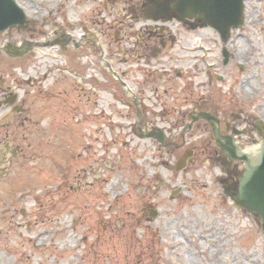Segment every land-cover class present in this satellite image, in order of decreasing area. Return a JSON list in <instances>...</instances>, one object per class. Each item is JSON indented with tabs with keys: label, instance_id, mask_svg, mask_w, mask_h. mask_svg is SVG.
I'll use <instances>...</instances> for the list:
<instances>
[{
	"label": "rangeland",
	"instance_id": "rangeland-1",
	"mask_svg": "<svg viewBox=\"0 0 264 264\" xmlns=\"http://www.w3.org/2000/svg\"><path fill=\"white\" fill-rule=\"evenodd\" d=\"M16 1L28 23L0 33V85L25 95L26 109H0V264H264V226L223 193L210 127L196 121L177 149L138 133L155 125L181 144L188 115L203 109L247 128L245 145L261 139L264 0H246L245 23L227 43L210 27L167 22L176 40L146 68L150 51L136 35L144 17L128 8L143 0ZM65 32L78 42L49 45ZM24 41L22 57L6 52ZM190 147L195 156L174 171Z\"/></svg>",
	"mask_w": 264,
	"mask_h": 264
},
{
	"label": "water",
	"instance_id": "water-1",
	"mask_svg": "<svg viewBox=\"0 0 264 264\" xmlns=\"http://www.w3.org/2000/svg\"><path fill=\"white\" fill-rule=\"evenodd\" d=\"M244 0H149L146 6L148 18L157 20L163 17L167 20L176 18L183 22H189L191 28L198 25H210L216 29L223 41H226L230 29L238 28L244 22ZM194 20V22H191ZM25 22V14L15 0H0V31ZM22 53V52H20ZM19 53V54H20ZM199 118L207 120L214 132L217 145L228 154L229 161L241 159L245 166L240 174L239 188L234 193V187L224 185L225 193L231 195L234 202L245 209L260 216L264 222V140L259 147L256 161L251 162L247 155H240L230 136L220 135L219 121L208 112H200L192 115V120ZM259 132L260 129H257ZM238 133V132H235ZM143 137H155L163 140V131L145 132L140 129ZM185 163V157L178 160L175 169L179 170ZM237 194V195H235ZM156 215V211L151 213Z\"/></svg>",
	"mask_w": 264,
	"mask_h": 264
},
{
	"label": "flooded vegetation",
	"instance_id": "flooded-vegetation-1",
	"mask_svg": "<svg viewBox=\"0 0 264 264\" xmlns=\"http://www.w3.org/2000/svg\"><path fill=\"white\" fill-rule=\"evenodd\" d=\"M143 2V1H142ZM144 4V3H143ZM131 11V15L130 17L134 18L138 13V11L140 10V15H143V7L139 6L138 9L135 6H129L128 7ZM136 11H134V10ZM142 23L140 24L139 28H138V32H137V37L139 39L142 40V47L144 49H146L148 52V54L144 57L145 62H144V68L149 66V60H152V57L150 56V53L152 55H158L160 51H162V47H165L168 43H170V41H174L175 42V37L172 35L171 30L169 29V27L165 26V22L159 20V21H150L146 18H142ZM163 23L161 25H159L158 22ZM183 27L185 29H187V25ZM67 43L68 42H63V47L65 49H67ZM6 52H10L13 51L11 50V48H7L6 47ZM79 60V59H78ZM125 74V73H123ZM230 93V92H229ZM231 94V93H230ZM20 100V103L19 101ZM14 102L13 104H9V102ZM25 102H26V97L23 96V98L20 99V96L17 92L12 93L11 91L7 90L5 87H3L2 85H0V109H2L3 103H7L9 104V109L4 111V112H10V113H18L22 114L25 113ZM216 115V114H215ZM242 115V114H241ZM241 115H238V117L236 115H233V119H238L241 120ZM243 116V115H242ZM217 118L220 121V128H221V132H222V125L224 128V131L222 132L223 134H225V132H228L229 130H233L235 128V126H232L231 123H229L227 120H220V118L217 115ZM250 118H248L249 120ZM13 121H15L13 119ZM242 123H244V116H243V120ZM209 127L210 125L208 123H206ZM193 125V124H192ZM211 128V127H210ZM238 128V127H236ZM229 129V130H228ZM247 129V128H246ZM239 130V128H238ZM248 132V129H247ZM184 134H181V138H182V142L185 143L186 140L183 138ZM213 137V136H212ZM211 137V140L213 141L214 139ZM240 137H243V135H239L237 136V141L239 143V145L243 146L245 145V143L240 139ZM215 143V141H213ZM222 153L220 151L217 152V150H215V160L217 161L218 165L220 166V160L218 159V157L221 155ZM194 155H195V151H194ZM222 156V155H221ZM212 158V156H211ZM210 158V159H211ZM237 166H233L231 168L228 169V172L230 173L229 177H231L232 179L229 178V181L235 182L234 180L237 179ZM228 180V179H227Z\"/></svg>",
	"mask_w": 264,
	"mask_h": 264
},
{
	"label": "bare ground",
	"instance_id": "bare-ground-1",
	"mask_svg": "<svg viewBox=\"0 0 264 264\" xmlns=\"http://www.w3.org/2000/svg\"><path fill=\"white\" fill-rule=\"evenodd\" d=\"M187 26H191V24L189 23V22H184ZM64 35V38H63V41H68V40H70V41H72V42H77V36H72L71 35V33H68V32H65V33H63ZM58 40V39H57ZM37 43H35V45H36ZM48 44V43H47ZM26 45H29V43H27L26 41H24V45L23 46H26ZM50 48H48V51H49V53L50 54H52L53 56H55V52H53L54 50H52V49H50ZM227 60H234V57H233V55L232 54H229L228 53V55H227ZM16 80V84L17 85H20L18 82H20V80H22V79H15ZM241 83H243V81L241 80ZM12 119V118H11ZM11 119H9V121H8V123H12L13 122V119L11 120ZM11 120V121H10ZM242 152H244V153H246L248 156H249V158H250V161L251 162H254V161H256V159H257V157H258V153H259V145H252V146H245L244 147V149L242 150ZM239 178H240V175H237V179H236V181L237 182H239ZM113 188H114V185H111V186H109V191H112L113 190ZM178 238V237H177ZM201 238H203V237H201ZM33 243H36V242H33ZM214 251V250H213Z\"/></svg>",
	"mask_w": 264,
	"mask_h": 264
}]
</instances>
